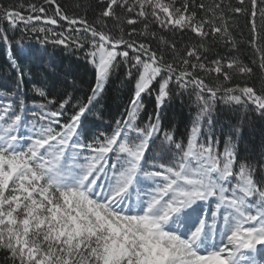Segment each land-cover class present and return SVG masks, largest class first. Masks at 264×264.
<instances>
[{
  "label": "snow or ice",
  "instance_id": "obj_1",
  "mask_svg": "<svg viewBox=\"0 0 264 264\" xmlns=\"http://www.w3.org/2000/svg\"><path fill=\"white\" fill-rule=\"evenodd\" d=\"M75 8L0 2L3 264H264V135L243 146L249 115L264 120V0ZM29 36L82 52L87 90L70 67L50 71L55 57ZM120 75L130 87L113 114ZM184 94L195 108L181 131L165 109ZM222 112L236 115L217 138Z\"/></svg>",
  "mask_w": 264,
  "mask_h": 264
},
{
  "label": "trees",
  "instance_id": "obj_2",
  "mask_svg": "<svg viewBox=\"0 0 264 264\" xmlns=\"http://www.w3.org/2000/svg\"><path fill=\"white\" fill-rule=\"evenodd\" d=\"M3 2V0H0ZM8 3H14L16 0H7ZM62 6H65L68 9L69 15H72L74 11L83 12L84 9H76V5H85V4H92L98 2V0H61ZM207 2L211 3V0H207ZM98 12V9L96 10ZM87 15L89 18L93 16L92 8L87 9ZM63 23V22H62ZM66 26V25H65ZM137 30H139L142 26L137 25ZM57 30L62 31L63 27L58 28ZM130 30V29H129ZM152 30H156L155 26H152ZM245 36L239 37V39L246 38L247 30H243ZM162 35H166V38L175 39L178 46L183 43L189 42V38L191 36L190 33H176L174 36L172 34L161 33ZM25 44H32L36 45L39 48H48V52L55 57V65L53 69L50 71L57 72L63 74L66 68H71L77 74V82L78 84L83 87L86 91L88 85L93 81V72L94 69L92 65L84 59L83 53L80 51L74 50H65L62 49L60 46H52V45H40L35 39L31 36L25 41ZM217 51H222V48H217ZM243 55L241 59L245 60L247 63L251 60L252 52L251 50L245 46L242 48ZM7 52L4 45H0V83H8V76L10 75V69L8 68L7 64ZM47 63V61H45ZM42 71V69H41ZM123 76H117L113 78V82L110 85V91L106 97L107 104L110 106V111L115 114L118 107L122 106V103L126 100L127 97V89L130 87L129 84L123 83ZM194 99V97L192 98ZM152 97H147L145 99V103L148 105V113L151 114L153 112V105H152ZM222 107V106H221ZM195 108V105L189 99L187 94L183 96H177L172 101L168 103L165 109V114L171 118H173L177 124L180 125L181 131H183V124L186 121L188 115L192 112ZM122 110V108H121ZM235 113H220L217 116V138L220 137L222 131L227 130V125L233 120ZM241 119L243 118V113H240ZM249 120L252 121L251 124L247 125L244 129V142L243 146H251L254 143H258L261 139V136L264 135V120H260L258 116L254 114L249 115ZM90 127H94L93 125H89ZM4 254L0 252V264H3Z\"/></svg>",
  "mask_w": 264,
  "mask_h": 264
}]
</instances>
